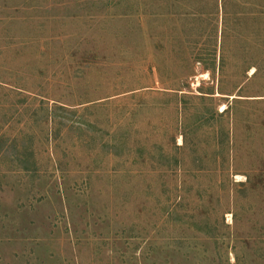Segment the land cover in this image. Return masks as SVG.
I'll return each mask as SVG.
<instances>
[{"label": "rangeland", "instance_id": "374dc122", "mask_svg": "<svg viewBox=\"0 0 264 264\" xmlns=\"http://www.w3.org/2000/svg\"><path fill=\"white\" fill-rule=\"evenodd\" d=\"M0 264H264V0H0Z\"/></svg>", "mask_w": 264, "mask_h": 264}]
</instances>
